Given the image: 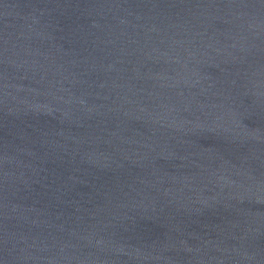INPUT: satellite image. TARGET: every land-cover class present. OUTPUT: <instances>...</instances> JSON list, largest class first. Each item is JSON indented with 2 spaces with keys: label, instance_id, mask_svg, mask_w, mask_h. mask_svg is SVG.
<instances>
[{
  "label": "water",
  "instance_id": "obj_1",
  "mask_svg": "<svg viewBox=\"0 0 264 264\" xmlns=\"http://www.w3.org/2000/svg\"><path fill=\"white\" fill-rule=\"evenodd\" d=\"M0 264H264V0H0Z\"/></svg>",
  "mask_w": 264,
  "mask_h": 264
}]
</instances>
